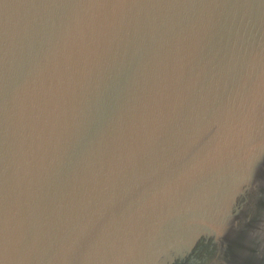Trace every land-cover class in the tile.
<instances>
[{"label":"water","instance_id":"water-1","mask_svg":"<svg viewBox=\"0 0 264 264\" xmlns=\"http://www.w3.org/2000/svg\"><path fill=\"white\" fill-rule=\"evenodd\" d=\"M0 264H264V0H0Z\"/></svg>","mask_w":264,"mask_h":264}]
</instances>
